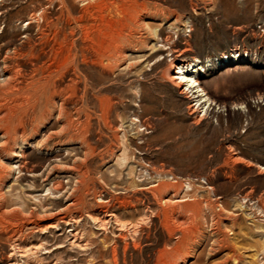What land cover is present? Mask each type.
<instances>
[{
    "label": "rangeland",
    "instance_id": "1",
    "mask_svg": "<svg viewBox=\"0 0 264 264\" xmlns=\"http://www.w3.org/2000/svg\"><path fill=\"white\" fill-rule=\"evenodd\" d=\"M2 80L0 264H264V0H0Z\"/></svg>",
    "mask_w": 264,
    "mask_h": 264
},
{
    "label": "bare ground",
    "instance_id": "2",
    "mask_svg": "<svg viewBox=\"0 0 264 264\" xmlns=\"http://www.w3.org/2000/svg\"><path fill=\"white\" fill-rule=\"evenodd\" d=\"M135 10L134 9H129V10H126L125 12H122V15L124 16V15H128L129 14V20H128V22L129 23H132V24H135L136 25V23H139V21L137 22V18L138 17H136V15H135ZM139 14V13H138ZM137 14V15H138ZM141 14V13H140ZM40 16H42V15H40ZM43 18V17H42ZM46 18V17H45ZM92 19V18H91ZM90 19V20H91ZM103 19V18H102ZM128 19V18H127ZM43 20V19H42ZM75 22H77V21H75ZM80 22V21H79ZM45 23V22H44ZM117 25H120V19L119 20H117L116 22H115ZM112 24V22H109L108 23V25H111ZM46 25V24H45ZM48 26V25H47ZM138 26V25H137ZM48 28V27H47ZM121 29H120V31L122 30L123 32H124V30H125V28H129V25H127V24H125V26H123V27H120ZM136 28V27H135ZM120 32V34H118V36H117V38L116 39H114L113 40V44H114V48H117V45H119V41H120V39L121 38H123V40H126V39H128L127 37H130V32H129V34L127 35H124V33L123 32ZM118 33V32H117ZM41 34L43 35L44 34V31H41ZM117 35V34H116ZM161 41V40H160ZM163 41V40H162ZM131 42V41H130ZM164 42V41H163ZM157 43V42H156ZM158 44H159V42H158ZM157 44V45H158ZM163 44V43H162ZM32 45V44H31ZM34 45V44H33ZM28 46H30V45H28ZM165 45H163V47H164ZM119 47V46H118ZM162 47V46H161ZM160 47V48H161ZM162 47V48H163ZM154 48H155V51H158V50H156V45L154 46ZM17 50V49H16ZM19 50V49H18ZM31 50V49H30ZM29 51V50H28ZM31 52V51H30ZM29 53V52H28ZM60 54V53H59ZM16 55V54H15ZM27 56V55H26ZM68 56V55H67ZM76 57V56H75ZM77 58V57H76ZM75 58V59H76ZM66 60V59H65ZM74 64V63H73ZM172 68H173V74H171V72L169 71V70H167L166 72H165V77L169 80V82L175 87V88H184V90H183V92H181L182 94H189V93H192L194 90H195V93H197V94H199V93H203L204 92V90L203 89H201V86H200V83H199V81H198V79H196V78H194V75L196 74V73H198V71L200 70L199 68H198V66L195 64V63H191V64H180V65H173V64H171L170 65ZM5 67V66H4ZM76 67V66H75ZM59 69V68H58ZM57 71V70H56ZM61 73V72H60ZM65 73V72H64ZM62 75V74H61ZM13 76V75H12ZM62 76H64V75H62ZM13 79V78H12ZM33 79V78H32ZM39 79V78H38ZM42 79V78H41ZM9 80H10V78H9ZM19 80V79H18ZM5 80H2V81H0V82H4ZM15 81V80H14ZM6 82H8V79H7V81ZM23 83V82H22ZM50 83V82H49ZM41 84H43V82L41 83ZM3 86V85H2ZM16 86H18V85H16ZM23 86V85H22ZM36 86V85H35ZM4 87V86H3ZM29 87V86H28ZM44 87H45V85H44ZM47 87V86H46ZM69 88V87H68ZM16 89V88H15ZM31 89V88H30ZM33 90V89H32ZM41 90V89H40ZM73 91V90H72ZM25 92V91H24ZM23 92V93H24ZM34 92H36L35 90H34ZM33 92V93H34ZM7 93V92H6ZM22 93V92H21ZM32 93V94H33ZM40 93V92H39ZM76 93V92H75ZM11 94V93H10ZM31 94V95H32ZM41 94V93H40ZM34 95V94H33ZM3 96V95H2ZM202 96V95H201ZM27 97V96H26ZM30 98V97H29ZM38 98V97H37ZM204 97H202V99H203ZM25 99V98H24ZM205 99V100H204ZM203 100H197L196 101V106H201V104L202 103H204V105L202 106V109H201V113H203V114H206L207 112H208V110L211 108V106H212V104H213V102L210 100V99H208V98H204ZM1 100H3V99H1ZM18 100V99H17ZM2 102V101H1ZM0 102V103H1ZM16 102V100L15 101H12V104L13 105H16L17 103H15ZM28 103V102H27ZM23 106V105H22ZM19 108V107H18ZM24 108V107H23ZM16 111V110H15ZM3 113V112H2ZM12 116H13V113H11L10 112V114H7V116H4V120H6V122L7 123H9V121L11 120V118H12ZM19 116V115H18ZM22 117V116H21ZM15 118V117H14ZM19 118V117H18ZM21 120V119H20ZM12 122H13V120H12ZM4 123V122H3ZM69 123V122H68ZM14 124V123H13ZM74 124V123H73ZM71 125V124H70ZM17 126V125H16ZM15 126V127H16ZM72 126V125H71ZM21 127V126H20ZM10 128V127H9ZM14 128V127H13ZM13 130V129H12ZM9 132H11V131H9L8 130V128H7V130H6V133L5 134H7V137L5 138V140L3 141V144H6L7 146H11L10 144H12V146H16V145H18V141H17V139H14V138H12L11 136H9ZM16 132V131H15ZM25 132V131H24ZM20 133V132H19ZM22 134V133H21ZM11 135V134H10ZM14 135V134H13ZM17 136V135H16ZM15 136V137H16ZM5 137V136H4ZM22 138H23V136H21ZM25 137V136H24ZM17 138H18V136H17ZM19 138H20V136H19ZM20 140V139H19ZM22 145H24V141H22V143H21ZM40 144V143H39ZM24 148V146H20L19 148H18V154H16L15 152H14V150L12 149V148H9V151H10V154L12 155V157H14L15 159H23V149ZM1 151H6V149H1ZM52 161H54V160H52ZM57 161V160H56ZM17 166H18V170H19V172H21L22 170V168H25L22 164V161L21 160H18L17 161ZM53 165H57V164H55V163H52V162H50L49 160H48V167H47V169H46V171L44 172V173H41V172H39L38 170H36V169H30V170H27V173H29L30 174V177H31V179L34 181V182H36L38 179L39 180H41V179H43V180H47V181H49L50 182V185H51V188H52V190H53V192L55 193V194H63L62 192H64V190L66 189L65 188V186L63 185V183L61 182V181H59V180H53V179H51L50 178V176H49V174H50V172H52L53 170H54V166ZM0 166H2V165H0ZM10 169H11V171H13V169H14V167H12V166H8ZM5 168V167H4ZM7 169V168H6ZM9 169V170H10ZM25 170V169H24ZM57 177V176H56ZM55 179V178H54ZM172 181V180H171ZM69 185V184H68ZM72 188V187H71ZM71 188L69 187L68 188V190H71ZM151 188V187H150ZM66 192V191H65ZM70 192V191H69ZM69 192H66V194L67 193H69ZM53 194V193H52ZM65 194V193H64ZM61 197V196H60ZM68 198V197H67ZM57 201V199H54V202H56ZM166 203V202H165ZM77 204V202H76V200H74L73 201V203L70 205V206H75ZM41 206V205H40ZM43 209H44V207H41L40 208V211L42 212L43 211ZM31 214H33L32 213V211L30 212ZM193 220H194V222L196 221V219H195V216L193 217ZM195 224V223H194ZM154 264H175L174 263V261L172 260V257H170V255H168V254H166V253H161V254H159L158 256H157V258H155V261H154Z\"/></svg>",
    "mask_w": 264,
    "mask_h": 264
}]
</instances>
